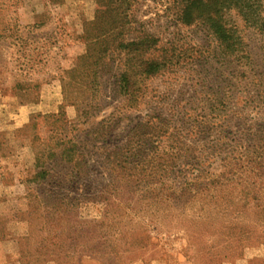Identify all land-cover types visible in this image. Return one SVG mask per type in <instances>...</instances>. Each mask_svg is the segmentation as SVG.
Segmentation results:
<instances>
[{
	"label": "rangeland",
	"instance_id": "1",
	"mask_svg": "<svg viewBox=\"0 0 264 264\" xmlns=\"http://www.w3.org/2000/svg\"><path fill=\"white\" fill-rule=\"evenodd\" d=\"M97 1L20 0L0 13V93L40 103L13 120L0 114V264H264V23L253 28L227 14L240 41L233 54L202 23L179 24L169 0H135V30L157 40L135 61L165 62L144 76L131 60L139 92L127 102L113 92L127 59L84 37L94 34ZM262 8L264 21V0ZM146 139V161L184 148L199 158L192 169L211 189L228 172L225 156L244 167L220 191L170 202L144 184L110 185L102 142L106 149L131 143L139 154ZM71 140L83 157L80 176L73 163L49 157ZM36 158L48 175L30 185ZM28 188L39 198L71 196L74 206L51 214L28 199Z\"/></svg>",
	"mask_w": 264,
	"mask_h": 264
},
{
	"label": "trees",
	"instance_id": "2",
	"mask_svg": "<svg viewBox=\"0 0 264 264\" xmlns=\"http://www.w3.org/2000/svg\"><path fill=\"white\" fill-rule=\"evenodd\" d=\"M172 5V11L175 12V20L182 25L190 26L196 23H202L208 28L215 39L227 49L229 52L236 54L240 51L239 37L233 28L229 27L226 22L227 14L231 11L236 12L242 20L250 27L260 28L264 21L261 16L262 12V0H169ZM20 0H0V13L6 10H15V7ZM135 0H98L96 2L95 16L93 21L89 24L90 30L93 31V36L85 34V39L88 41V45L93 43H100L104 48L111 47L113 52L119 51L127 59L126 64L128 68L126 70H120L121 74L114 77V89L113 92L119 98H123L127 102H134L139 90L136 87V79L133 72V68H129L131 60H133L135 67L139 72H142L144 76H155L160 73L164 60L149 58L143 62L136 63V55L140 54L144 50H153L157 43L156 38L146 31L135 30L133 24V18L131 17V7L134 5ZM3 21L1 19L0 23ZM1 25V24H0ZM133 25V26H132ZM95 45V44H94ZM89 49L81 60L88 59ZM104 54V51L101 52ZM130 59V60H129ZM132 66V65H131ZM103 128V127H102ZM106 131L105 129L101 132ZM99 133V130L97 131ZM108 132H105L107 135ZM104 137V136H103ZM75 140V139H74ZM146 140H142V145L138 146V152L134 149L131 143L126 146L114 149H106L105 142L104 150L105 162L110 167L109 178L110 185L116 186V183H122L125 186H141L147 185V192L156 196L157 198H163L164 201L170 202L178 200L183 196H208L212 189L220 191L218 187L222 186V183H229L233 181L236 176L239 178L240 170L242 166L237 168L236 165H240V160H232L228 162L229 158L226 156L221 160L223 167L228 171L222 173L218 179L213 180L212 189L202 184L199 180V170L192 169V167H199L197 163L199 158L195 156L183 154H177L173 148L170 147L167 152L162 155H154L151 160L146 161L148 152ZM66 148L62 149L59 154L50 153L49 157H58L61 161L72 165L74 172L77 175L82 174L80 163L82 162V154L76 141L71 140ZM144 141L146 145L144 144ZM97 142V141H96ZM184 145V144H183ZM156 147V148H155ZM152 148L157 149V146L153 143ZM226 161V162H225ZM177 162L183 164H176ZM193 162V163H191ZM247 165H250L251 170L255 173V170L259 168L256 162H251L250 158L245 161ZM36 167L39 169L34 175V178L29 182L30 185L42 183L48 172L40 169L39 159L36 158ZM161 168V171H157V168ZM191 170H187L189 168ZM200 169V168H199ZM183 172V174H182ZM189 173V175H188ZM173 177V178H171ZM189 177V178H188ZM170 179L178 185L157 187L160 180ZM174 179H182L183 183H180ZM222 184V185H220ZM210 186V185H209ZM228 187V186H226ZM35 190L28 188L27 197L36 202L37 206H44L46 209L51 210V214H54L60 209H70L74 206V199L69 196H61L54 192H49L46 197L42 198L34 193ZM204 192H206L204 194ZM69 202V200H71ZM1 225V221H0ZM1 228V227H0ZM3 229H0V235H3ZM238 240V237L235 241ZM139 244V243H138ZM136 244V245H138Z\"/></svg>",
	"mask_w": 264,
	"mask_h": 264
},
{
	"label": "crops",
	"instance_id": "3",
	"mask_svg": "<svg viewBox=\"0 0 264 264\" xmlns=\"http://www.w3.org/2000/svg\"><path fill=\"white\" fill-rule=\"evenodd\" d=\"M15 96L16 95H7L6 93H0V114L4 113V115H6L10 120L21 117L23 115H31V113H34V110L40 109V103H38L37 105H32L31 107L27 104L24 105L19 103L17 101L18 97Z\"/></svg>",
	"mask_w": 264,
	"mask_h": 264
}]
</instances>
